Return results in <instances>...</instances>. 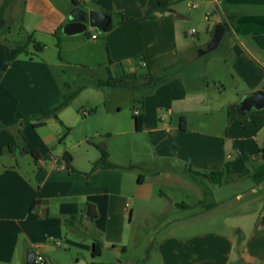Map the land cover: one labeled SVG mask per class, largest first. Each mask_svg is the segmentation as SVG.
<instances>
[{
  "label": "crops",
  "instance_id": "0c3cea01",
  "mask_svg": "<svg viewBox=\"0 0 264 264\" xmlns=\"http://www.w3.org/2000/svg\"><path fill=\"white\" fill-rule=\"evenodd\" d=\"M77 1L79 5H73V0H23L7 34L12 40L22 39L24 50L12 46L6 54L5 47L0 44L5 63L0 74V264H27L29 250L44 255L47 264H69L71 261L70 264H132L121 257L113 262H107L103 257L106 252L118 251L123 255L129 252L132 231L127 216L133 218L138 210L144 220L148 211L159 209L150 203V190L162 174H167L172 186L197 194V202L203 204L204 211L162 223L153 250L160 264H264V149H260L258 142L264 141V107L261 111L253 109L244 116L246 123L239 121L229 109L225 117L229 129L227 136L244 146L254 147L251 140L256 141L255 149L252 148L257 164L253 172L241 174L240 167L244 163H240L227 174L238 181H244L246 176L253 178L251 191L236 196L240 205L235 211V217H241L252 205L256 208L250 234L240 223H230L231 216L225 214L226 208L232 206L228 199H219L209 185L198 186L196 178L214 183L207 177L189 172L193 177L190 180L154 169L149 177L139 175L135 192H130L124 173L121 176L116 168H101L114 177L105 184L107 190L96 193L95 189L99 188L96 182L85 180L81 173L77 175L79 173L67 165L64 157L62 159L56 153L62 143L63 131L61 127L47 129L53 117L41 126L23 122L28 114L58 104L69 92L70 81L60 74L65 75L66 71L61 67L66 64L95 62L100 69L93 84L104 90L105 86L98 84L100 80L136 73L144 75L143 81L149 74L160 76L179 67L180 58H194L193 45L187 41V36L197 35L199 31L190 34L192 29H185V23L192 22L197 15L192 11L183 13L180 9L182 0ZM161 1H167L174 12H161ZM194 3L196 7H193ZM202 4L206 19H215L216 25H224V22L228 25L217 48H222L223 63L237 78L238 87L219 102L224 107L239 101L245 92L264 85V0H202ZM74 6L86 11H105L112 17L113 27L103 34L89 31L90 27L87 35L63 34L58 46L56 30L69 21ZM191 6L198 8L200 5L193 1ZM215 27L211 31L208 26L203 38L198 37L202 48L213 38ZM37 42L44 44L39 51L35 46ZM111 88L116 91L124 87ZM161 104L149 97L143 100L146 113L142 117V128L149 124L152 116L160 113ZM70 107L71 103L59 114L63 123L67 122ZM18 119L22 122L18 123ZM182 119L186 129L180 124L179 128L186 132V117L182 116ZM19 130L26 137L21 144L28 149L37 148L41 153L38 159L30 154L34 163L28 164L27 169L17 162L18 154H29L21 151ZM213 138L220 149L203 153L204 161L192 158L193 170L226 169L228 146L221 135ZM64 151L61 150L63 155ZM239 174L241 176L237 177ZM205 192L209 193L207 197ZM162 193L175 206L184 209L192 206L184 199H173L168 193ZM89 204H93L97 212L93 220L88 214ZM218 214L221 217L216 219ZM65 225L74 232L90 234L81 235L80 239L64 237ZM95 240L102 241L101 254L97 256L93 254ZM63 256H70V261Z\"/></svg>",
  "mask_w": 264,
  "mask_h": 264
},
{
  "label": "rangeland",
  "instance_id": "374dc122",
  "mask_svg": "<svg viewBox=\"0 0 264 264\" xmlns=\"http://www.w3.org/2000/svg\"><path fill=\"white\" fill-rule=\"evenodd\" d=\"M193 1L199 3L200 6L193 8L191 6ZM22 3L23 0H15L10 6L7 15L11 20H14ZM180 9L185 14L192 11L197 15V18L192 22L185 23V29L194 28L199 31L197 35L187 36V41L193 45L194 58L190 60L180 58L179 67L161 73L159 76L161 78L157 79L154 84L150 83L152 80H149L147 83L144 81V84L136 86V88L127 86L115 91L113 88L105 86L102 90L93 84V79L100 69L95 62L86 63L87 65L77 62L61 67L66 71L65 75L60 72L61 76L70 81L71 87L68 91L75 95L68 110L67 122L63 123L61 119L56 118L49 122L47 120V129L62 128L63 133L60 137L62 143L56 153L63 159L64 155L61 150L68 151L73 158L71 167L79 173L77 175L82 174L85 180L91 179L96 182L99 187L95 189L96 193L104 189L107 190L105 184L107 185L114 177L107 175L108 171L101 168L92 170L93 163L101 156V147L108 151L112 162L125 166L137 165L132 169L116 168L121 176L123 173L125 174V184L127 191L130 189V192H135L139 175L143 174L149 177L155 171L154 169H163L165 173L170 172L172 177L178 175L192 180L193 177L190 176L187 166L190 165L194 169L192 158L204 161L203 153L213 148L216 151L220 149L217 147L218 142L213 138L216 135H221L222 141H225L226 147L228 146L225 153V168L234 169V167H239L240 163H244L240 167V171L241 174H247L248 172L252 173L257 165L252 150L256 147L255 140H251V145L254 147L244 146L243 143L227 136L229 129L225 117L233 103H227L221 107L219 102H222L227 95L234 93L238 82L237 78L233 77L232 71L229 70V66L223 63L222 48L219 47L205 54L199 53L203 47L199 44V38H203L208 26L212 31L216 21L205 18V7L202 0H182ZM12 24L13 21L11 29ZM89 31L98 34L104 33L93 27H90ZM7 33L0 35V44L5 47L6 54L12 46L17 47L13 42L15 40H12ZM16 42L23 46L22 39H16ZM0 52L2 53V49ZM1 53L0 74L5 67ZM262 60L264 63V58ZM80 87L83 89H79ZM148 97L150 100H158L162 103L160 113L152 116L149 124L138 131L135 128L134 110H140L143 117L146 108L143 109L142 102ZM84 110H88L89 114L84 115ZM39 112L36 111V113H30L27 116ZM147 113L151 115L149 111ZM182 116L186 117L188 128L186 132H181L179 128V124L183 120ZM17 117H20V113L17 114ZM18 121V123L22 122L19 119ZM33 122L27 124H33ZM35 130L39 133L38 128ZM258 142L261 143L259 146L263 151L264 141ZM17 162L27 169L28 164L34 163V159L30 154H18ZM199 170L204 173L211 172L204 169ZM241 174L236 176L240 177ZM166 175L162 174L150 190V203L159 209L156 212L148 211L144 220L141 218L142 214L138 215V210L133 218L129 214L127 216V220H131L132 231L129 252L126 255L118 251L106 252L103 260L113 262L116 258L121 257L124 261H132V264H160L153 250L156 247L154 241L156 242L160 237L158 230L161 229L162 223L169 222L177 216L192 215L204 211L203 204L200 205L197 202V194L172 186ZM227 178L228 180L222 183H212L201 178H196V182L201 188L209 185L214 195L219 199H228L232 206L228 210L226 208L225 214L231 216L230 223H240L245 232L250 234L254 226L256 208L252 205L250 211L245 212L241 217H235V211H238L240 205L237 204L236 196L251 191L253 178L250 179L246 176L244 181L243 179L238 181V178ZM162 191L168 193L173 199H184L192 206L188 209L175 206ZM130 206L131 201H129V209ZM161 210H163L162 215H160ZM157 213H159V217ZM218 215L219 217L216 219L221 217L220 214ZM86 233L89 232H74L69 225H65L63 236L68 237L69 235L80 239L81 235L87 236ZM63 257H67L66 260L70 261V256Z\"/></svg>",
  "mask_w": 264,
  "mask_h": 264
},
{
  "label": "trees",
  "instance_id": "16d2710c",
  "mask_svg": "<svg viewBox=\"0 0 264 264\" xmlns=\"http://www.w3.org/2000/svg\"><path fill=\"white\" fill-rule=\"evenodd\" d=\"M14 2H15V0H2V2L0 3V35L4 34L6 32H9V30H11L12 20L7 15V12L9 10L10 6ZM79 4H80L79 1L73 0V5H79ZM168 6H169V3L167 1H161L160 2V11L161 12H166V11L174 12ZM224 25L226 27V30H228V25L225 22H224ZM112 27H113V21H111V23L108 25V27L105 30H103V32L110 30ZM63 34L64 33H63V25H62L56 30V35L58 37V46H60L61 37L63 36ZM85 34H88V31H86ZM13 42L22 51L24 50V45L22 46V44H18L16 41H13ZM35 46H36V50L39 51L43 48L44 44L37 42L35 44ZM143 76L144 75H138L136 73H130V74L122 75V76H118V77H109L106 80H100L98 84L100 86H110V87H127L128 86V87L136 88V86L138 87V86L144 84V81H146L145 83H147L149 80H152V82L154 84L157 79L161 78V77L159 78V76H157V75L149 74L148 79L142 81L141 77H143ZM74 95H75V93H70V92L65 93L63 99L58 104H56L52 107H49L47 109H43L37 114H33L31 116L24 117L23 122L27 123V122L34 121L33 122L34 126H41V125H44L46 123V121L52 117L60 120L59 114H60L61 110H63L64 108H66L67 106L70 105L71 100H72ZM134 112H135V110H134ZM229 112L231 114H233L242 123H246V117L241 116V115H236L231 108H229ZM134 120H135L136 129L141 130L142 124H143L141 113H135L134 114ZM14 122H17V120H15ZM184 122H185V120L183 119L182 122L180 123V126L182 129H186V125ZM19 133L21 135V137H20V144H21V143H23V141L26 140V137L23 135L21 130H19ZM20 148H21L22 152L31 154L35 159H38L41 157V153L39 152V150L37 148L28 149L22 144L20 145ZM100 150H101V156L93 163L92 170H95L98 168H128V169H132V168L137 167V165H135V164H130V165L125 166V165H120L118 163L112 162L110 160V156H109L108 151L103 147H101ZM64 159H65L67 165L71 166V162H72L73 158H72V155L68 151L64 152ZM187 169L189 172H192V174L197 175V176L207 177L210 180H212L214 183H222L223 181H227L228 180L227 177H229V176H227V174L232 173V170L229 167H227L226 169H224L222 171H212L209 173H201L199 171L193 170L190 166H187ZM205 195L207 197V195H209V193L205 192ZM35 202H37V200ZM88 214L92 220L97 216V212H96V209H95L93 204L88 205ZM73 217H75V216H73ZM101 248H102V241L101 240H95L94 241V248H93L94 256L101 254ZM91 264H95V263H91Z\"/></svg>",
  "mask_w": 264,
  "mask_h": 264
},
{
  "label": "water",
  "instance_id": "95a60500",
  "mask_svg": "<svg viewBox=\"0 0 264 264\" xmlns=\"http://www.w3.org/2000/svg\"><path fill=\"white\" fill-rule=\"evenodd\" d=\"M112 17L103 10L91 9L86 11L79 6H74L69 15V21L63 26V33L67 35L82 34L88 31L89 27L105 30L111 23ZM225 26L220 23L215 27L213 38L205 48L200 49V54H205L216 49L224 35ZM152 81H150L151 83ZM264 107V85L262 88L245 92L239 101L233 103L231 109L242 116L248 115L253 109ZM37 252L29 250L27 252V264H35Z\"/></svg>",
  "mask_w": 264,
  "mask_h": 264
},
{
  "label": "built area",
  "instance_id": "2783aa9c",
  "mask_svg": "<svg viewBox=\"0 0 264 264\" xmlns=\"http://www.w3.org/2000/svg\"><path fill=\"white\" fill-rule=\"evenodd\" d=\"M196 6H197V4L194 3V4H193V7H196ZM196 32H197L196 29H192L189 33H190V34H194V33H196ZM93 37H94V38H97V35L94 34ZM144 64H145V63H144ZM83 113H84V115H88V114H89V111H88V110H84ZM135 113H139V110L136 109V110H135ZM59 243H60V242H59ZM35 264H47V261H46L44 255H42V254H40V253H37V256H36V259H35Z\"/></svg>",
  "mask_w": 264,
  "mask_h": 264
}]
</instances>
